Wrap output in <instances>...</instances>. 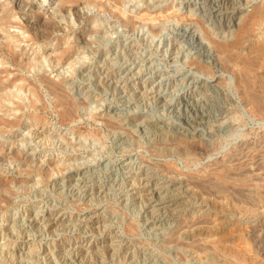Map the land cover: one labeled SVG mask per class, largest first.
<instances>
[{"label":"rangeland","instance_id":"1","mask_svg":"<svg viewBox=\"0 0 264 264\" xmlns=\"http://www.w3.org/2000/svg\"><path fill=\"white\" fill-rule=\"evenodd\" d=\"M260 11L0 0V264H264Z\"/></svg>","mask_w":264,"mask_h":264},{"label":"bare ground","instance_id":"2","mask_svg":"<svg viewBox=\"0 0 264 264\" xmlns=\"http://www.w3.org/2000/svg\"><path fill=\"white\" fill-rule=\"evenodd\" d=\"M76 10V9H75ZM76 16V15H75ZM264 17V11H260V12H258L257 14H255L254 16H253V19L255 20V19H258V18H263ZM53 26V25H52ZM37 27V26H36ZM51 27V26H50ZM40 29V28H39ZM32 30H33V28H32ZM39 34V33H38ZM46 35V34H45ZM26 57V56H25ZM43 68V67H42ZM42 79V78H41ZM47 79V78H46ZM46 79H44V80H46ZM43 80V79H42ZM45 82H47V81H45ZM48 83V82H47ZM9 84V83H8ZM52 85V84H51ZM8 86V85H7ZM1 88V87H0ZM57 88V87H56ZM52 89V88H51ZM58 89V88H57ZM59 90V89H58ZM18 91V90H17ZM50 92V91H49ZM53 93V92H52ZM251 101H252V103L257 107V109L259 110V111H261V112H264V102H263V100H262V98L260 97V96H257V95H254V96H252L251 97ZM110 127V126H109ZM110 128H113V127H110ZM233 128V127H232ZM36 135V134H35ZM49 139V138H48ZM48 141H50V140H48ZM47 141V142H48ZM58 145V144H57ZM54 146H56V145H54ZM57 147V146H56ZM64 150V149H63ZM63 150H61V151H63ZM262 167V166H261ZM49 169V168H48ZM218 188H222V186H220V187H218ZM203 192V191H202ZM178 240V239H177ZM175 241V240H174ZM174 241H171V242H174ZM169 242H170V240H169ZM188 245V244H187ZM187 247V246H186ZM198 247V246H197ZM201 247V246H200ZM198 249V248H197ZM196 249V250H197ZM97 250V249H96ZM195 250V249H194ZM85 253V252H84ZM80 262V261H79ZM74 264V263H73ZM91 264V263H90Z\"/></svg>","mask_w":264,"mask_h":264}]
</instances>
